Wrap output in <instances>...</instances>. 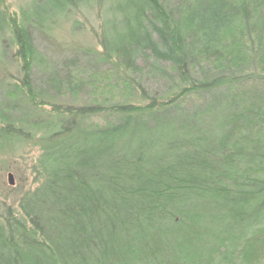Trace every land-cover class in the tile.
I'll use <instances>...</instances> for the list:
<instances>
[{"label": "trees", "instance_id": "1", "mask_svg": "<svg viewBox=\"0 0 264 264\" xmlns=\"http://www.w3.org/2000/svg\"><path fill=\"white\" fill-rule=\"evenodd\" d=\"M5 1L32 109L0 102V155L39 154L0 204V264H206L264 242V0H29L20 15ZM82 8L100 49L71 45L56 66L33 30L73 17L74 33ZM87 70L123 99L79 103Z\"/></svg>", "mask_w": 264, "mask_h": 264}, {"label": "rangeland", "instance_id": "2", "mask_svg": "<svg viewBox=\"0 0 264 264\" xmlns=\"http://www.w3.org/2000/svg\"><path fill=\"white\" fill-rule=\"evenodd\" d=\"M29 0H6L5 6L10 13L16 12L20 15L21 10H25L28 5ZM83 11V12H82ZM82 11L79 10L75 14V17L79 19L78 30L74 33L71 30V24L73 17L64 18L59 20L56 24H52L50 30L38 31L33 30L35 36V42L38 50L42 56H47L55 60V65H60L61 61L66 57L73 54L71 50V45H85L100 49L98 45V33H100L101 19L98 18L94 12H86L84 8ZM8 39H11L9 30H4L0 35V47H3L7 52V59L4 62H0V74L6 76V82L0 84V102L2 100L8 101L11 109L16 113L31 112V105L28 104L22 96L14 92L13 85L16 81L18 68L16 63L11 59V51L14 50L12 45H8ZM18 64V63H17ZM80 63H78L79 66ZM87 85L83 92H81L79 97V103L83 100H87L89 94L92 95H105L110 100L123 99L124 93H122L121 88L116 89L110 88L106 82L109 80V73L95 74L94 79H91L92 72L87 70ZM91 76V77H89ZM106 76V77H105ZM103 85V86H102ZM94 86V91L91 87ZM41 87V88H40ZM39 88L45 93V96L49 97V100L56 104H67L70 102L68 95L64 97H58L52 94L53 92L48 89V85L41 84ZM119 87V86H118ZM99 119H97L98 121ZM33 141L27 142V144L21 149L11 150L8 153H2L0 155V204L6 200H14V193L11 191V186L7 181V174L12 173L14 176L15 184L13 186L19 187L30 184L32 182V175H30L31 167L39 154V147L32 144ZM243 243V242H242ZM240 247H236V250L230 255L229 259L221 255L225 246L220 247V249L214 253L210 260L206 264H264V242L258 243L253 252L246 256ZM201 246V245H200ZM209 247L199 253L204 255L208 253Z\"/></svg>", "mask_w": 264, "mask_h": 264}, {"label": "water", "instance_id": "3", "mask_svg": "<svg viewBox=\"0 0 264 264\" xmlns=\"http://www.w3.org/2000/svg\"><path fill=\"white\" fill-rule=\"evenodd\" d=\"M7 181L10 186H13L15 184L14 176L12 173L7 174Z\"/></svg>", "mask_w": 264, "mask_h": 264}]
</instances>
